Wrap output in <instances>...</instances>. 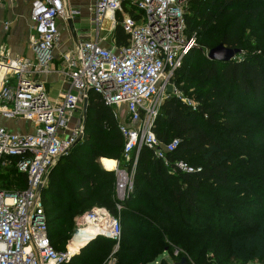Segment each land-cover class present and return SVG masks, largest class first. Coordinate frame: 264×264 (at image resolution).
Returning a JSON list of instances; mask_svg holds the SVG:
<instances>
[{
    "label": "trees",
    "instance_id": "trees-1",
    "mask_svg": "<svg viewBox=\"0 0 264 264\" xmlns=\"http://www.w3.org/2000/svg\"><path fill=\"white\" fill-rule=\"evenodd\" d=\"M116 17L111 34L113 45L119 46L127 43V34L120 23L121 15ZM183 17L185 33L195 34L196 46L173 72L172 91L162 98L151 126L160 142L175 139L176 144L166 154L167 164L150 148L139 149L133 184L144 189L146 206L136 205L165 228L176 229L181 224L190 226L192 218L201 217L206 199L215 207H225L252 225L250 230L230 233L231 219L229 232H220L227 239L251 235L248 247L233 256L236 264H245L264 258V224L259 222L264 220V171H260L264 167V48L245 47L257 24L264 25V0H190ZM219 43L240 52L226 61L207 58L204 49ZM176 89L188 98L183 99ZM122 145L110 107L89 90L82 136L56 161L40 193L46 232L55 249L61 250V234L53 240L56 230L72 224L73 217L84 210L103 207L110 211L112 207L116 216L114 173L101 167L99 158L122 161ZM177 161L192 170H181ZM252 166L256 170L250 172ZM24 185V174L13 166L0 167L1 188L10 191ZM231 195L242 196L232 202L228 200ZM217 209V219H225L226 214ZM120 213L116 216L120 227L134 219L126 209ZM123 240L122 232L118 243L94 236L75 254L85 250L83 260L78 262L73 255L62 264H94L89 260L101 246H106L101 258L109 253L116 256L113 264H141L136 256L126 257ZM158 264L167 262L160 259Z\"/></svg>",
    "mask_w": 264,
    "mask_h": 264
},
{
    "label": "built area",
    "instance_id": "built-area-1",
    "mask_svg": "<svg viewBox=\"0 0 264 264\" xmlns=\"http://www.w3.org/2000/svg\"><path fill=\"white\" fill-rule=\"evenodd\" d=\"M5 1L0 0V7ZM29 1L33 58L25 60L0 51L7 67L0 79V114L5 119L30 123V128L21 132L0 125V167L13 166L25 175L22 188L9 191L0 187V264H62L82 246L76 250L52 246L40 193L58 157L81 133L74 113L81 112L89 90L111 109L123 138L122 161L115 159L111 168L114 204L119 209L132 187L139 149L150 148L167 164L166 154L175 147V139L160 142L151 126L172 74L196 46V36L185 33L183 11L190 0H94L88 22L95 35L81 36L74 28L73 45L59 54V72L66 87L60 102L54 103L36 76L49 71L54 59V48L60 41L58 21H63L69 31L67 18L73 19L79 10L69 8L66 0ZM117 13L127 43L102 45L105 35L101 32L112 31ZM175 164L181 170H192L185 162ZM76 224L75 237L97 224L101 226L99 235L115 240L120 237L118 218L103 207L83 212Z\"/></svg>",
    "mask_w": 264,
    "mask_h": 264
},
{
    "label": "rangeland",
    "instance_id": "rangeland-1",
    "mask_svg": "<svg viewBox=\"0 0 264 264\" xmlns=\"http://www.w3.org/2000/svg\"><path fill=\"white\" fill-rule=\"evenodd\" d=\"M21 1L22 5L19 7L18 17L20 27L22 28L27 15V0ZM72 8L76 9L75 7ZM82 23L83 27H87L86 22H81V26ZM106 24L107 23L104 22V25ZM11 26V29L5 33V41L8 35L17 39H24V47L27 51H29L31 38H29L28 30L21 31L17 24H12ZM101 33L105 35V40L103 41L104 44L112 45V31L108 33ZM61 35L63 43L65 42L67 34L62 32ZM252 37L251 41L245 44L246 49H257L258 51L262 50L261 48H264V25L258 23L254 29ZM253 40H257L255 44L252 43ZM10 45L11 44L9 43V46ZM63 46L64 47H62V49L67 47L66 44ZM204 50L208 52L207 49ZM27 51L21 53L22 56L19 57H22L25 60H30L28 57L29 53L27 55ZM0 62L3 63V58L1 56ZM11 86H15V79L11 81ZM175 91H177V94H179L183 99L186 100L188 98L183 95L182 91H179L178 89ZM75 116L78 118L77 121H81V112L79 110L74 113V117ZM12 120L15 121V123L12 124L13 128L10 129L12 131L21 132L27 131L30 128L29 122L23 121L19 118H13ZM74 122L75 121H72V124H74ZM120 165H123V163L120 162ZM100 166L103 167L102 165ZM125 166L128 167L127 165ZM255 170L256 168L252 166L249 171L253 172ZM260 171H264V167H262ZM134 191H136V193L130 196V194ZM144 195V189L142 187L136 189L135 185L132 183L129 193H127L124 199L120 202V208L118 209L115 206L116 216H119L121 214V210L123 209H126L134 214V219H130L125 224L121 225V232L124 236L123 242L126 243L124 246L126 248V252H128L126 255L127 258L136 256V258H140V260H142L141 264H158L160 259H164L167 264H175L182 257L186 260L185 264H236L233 260V256L248 247V244L250 243L251 235H238L232 239H227L222 233H220L222 229H224L225 232H229V228L232 225L231 219L233 220V226L230 229V233L250 230L252 225H246L245 221H243L240 217H236L235 214L230 213L225 207H215L213 202L209 199H206L207 203L203 204L201 208V214H203L201 217L192 218L190 226L181 224V227L176 229L172 226L165 228L159 224L155 218L151 217L148 212L136 205V203H141L143 206H146V201L143 198ZM241 196L242 195H240V197ZM240 197L237 198L231 195L228 197V200L236 202V200L240 199ZM152 207L156 210V207L153 204ZM217 208H221L219 209L221 213H223L221 215L225 216L226 214L225 219H217L215 216L216 213H218ZM112 209L113 208L110 207L109 212L113 215L114 213ZM157 209H159V206H157ZM81 214H77L73 217L72 224L56 230L57 233L53 240L56 241L58 234H61V239L58 241V247L61 250L67 248H71V250L73 249L75 239L77 238L74 235L78 230L76 222ZM259 222L264 224V220L262 219ZM94 236H96V234L93 235V237ZM118 240H115V242L118 243ZM131 247L134 248L133 251H131ZM105 249L106 246L99 247L94 251V254L97 253V255L91 257L89 261L94 262V264H113L116 256L112 255V253H109L105 257L101 258L106 251ZM79 250L80 249L71 255H74L75 259H78V262L79 260H83L86 256L85 250H81V253L78 256L75 255L79 253ZM175 251L176 253H174ZM245 264H264V258H255Z\"/></svg>",
    "mask_w": 264,
    "mask_h": 264
},
{
    "label": "crops",
    "instance_id": "crops-1",
    "mask_svg": "<svg viewBox=\"0 0 264 264\" xmlns=\"http://www.w3.org/2000/svg\"><path fill=\"white\" fill-rule=\"evenodd\" d=\"M66 2L69 8L75 7L77 10H79L78 15L74 16V18L72 19L73 27L77 29V33L81 36H90L93 38L95 35L94 29L91 27L88 21L91 15V8L94 4V0H66ZM21 5H22L21 0H6L5 3L0 7V25H1L0 27V51L6 50L9 56L19 57V56H22L21 53H23L24 51H27L24 47V44H25L24 39H17V38L11 37V35H8L5 41V33H7L9 29H11L12 24H17L20 27L18 12H19V7ZM29 9H30V1L27 0V9H26L27 15H26L22 28L20 27V30L21 31L28 30L29 38H31L33 35V31L30 28ZM5 22H6L7 27H4ZM58 22H59V27H60V41H59V44L54 48V59L49 66V71L37 74L36 76L37 79L43 83V86L48 95V98L50 99V101L54 103L60 102L62 91L66 87V80L59 72V66H60L59 54L67 50L68 48H70L74 42V40L71 37L70 31L67 30L64 22L61 20H59ZM81 22H86L87 27H83V23L81 26L80 24ZM104 22L106 23V21ZM26 25H27V28H26ZM67 27H68V24H67ZM62 32H65L67 34V37L65 38V42L63 43H62L63 38L61 35ZM8 42L11 44L10 46ZM101 43L102 45H105L103 41ZM65 44L67 47L62 49V47H64L63 45ZM109 46H111V44ZM27 55L30 59L33 58V53L31 49L27 51ZM0 64H2V68H0V79H1V76L7 70V67L2 62H0ZM72 121H75V119H72ZM14 123L15 121H13L12 119H5L0 114V125L1 126H4L8 129H12L13 128L12 124ZM101 158H104V157H101Z\"/></svg>",
    "mask_w": 264,
    "mask_h": 264
},
{
    "label": "water",
    "instance_id": "water-1",
    "mask_svg": "<svg viewBox=\"0 0 264 264\" xmlns=\"http://www.w3.org/2000/svg\"><path fill=\"white\" fill-rule=\"evenodd\" d=\"M67 24H68L70 34L72 38L75 40V32H74V27H73L71 18H67ZM239 52L240 50L237 48H228V47H225L223 44L219 43L213 46L212 48L208 49L207 58L226 61V60L231 59L235 54ZM171 91H172V86L171 84H168L166 87V93H170ZM86 106H87V99L84 98L82 102V109H81V121H80L81 133L79 134L77 140H79L82 136V129H83V124H84L85 116H86ZM185 262H186L185 258L182 257L175 264H185Z\"/></svg>",
    "mask_w": 264,
    "mask_h": 264
},
{
    "label": "bare ground",
    "instance_id": "bare-ground-1",
    "mask_svg": "<svg viewBox=\"0 0 264 264\" xmlns=\"http://www.w3.org/2000/svg\"><path fill=\"white\" fill-rule=\"evenodd\" d=\"M0 68H2V64H0ZM99 162L105 169H111L115 163L114 160L107 158H99ZM100 231H101V226L99 224L94 226H88L87 228H85L82 231V234L77 236V238L75 239V245L72 250H76L78 246H86L87 242H89V240L93 237V235L96 234V236H98Z\"/></svg>",
    "mask_w": 264,
    "mask_h": 264
}]
</instances>
